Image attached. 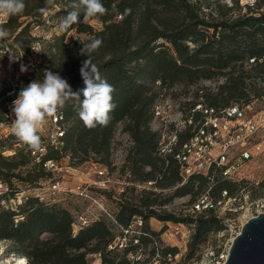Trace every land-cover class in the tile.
<instances>
[{"label": "trees", "instance_id": "trees-1", "mask_svg": "<svg viewBox=\"0 0 264 264\" xmlns=\"http://www.w3.org/2000/svg\"><path fill=\"white\" fill-rule=\"evenodd\" d=\"M102 2L108 9L107 14L93 17L101 23L100 27L83 22L81 13L80 22L71 28L85 33L86 37L77 36L66 41L63 34L54 36L42 60L37 63L36 71L27 72L14 85H0V122L7 120L3 113L4 105L15 100L27 84L42 79L44 70L58 73L67 80L72 91L80 92L85 87L80 70L88 60L87 55L81 54L82 43L99 38L102 44L90 55L89 64L114 87L112 95L115 107L109 114L108 124L87 128L78 115L79 101L69 100L57 111L62 115L58 125L63 129L57 144L51 143L47 136L42 138L39 133L41 144L45 146L39 161L34 160L32 149L27 145L12 156H3L0 151V179L8 184L9 176L15 175L8 171L25 165L29 160L39 166L38 175H41V170H46L49 178L51 173L44 168L43 162H59L63 152L78 162L89 160L92 155L100 156L98 163L109 166L115 126L123 122L122 129L128 133L132 144L122 167L127 168L134 181L156 179L159 189L173 188L174 192L166 198H159L156 191H146L147 195L140 200V205L118 198L116 206L119 210L115 217L118 225L127 226L133 215H139L142 219V233L137 239L139 243H129L128 246L125 243L120 251L115 250L116 247L108 249L115 234L105 218L93 220L73 231L74 218L71 212L57 202L47 203L29 196L18 206V210L0 207V239L10 240L14 251L29 258V264H94L87 259L88 253L99 254L100 264H132L127 254L137 252L141 244L153 245V237L158 235L148 223L152 216L160 220L194 223L188 253L191 257L198 245L206 241L210 232L223 228L222 221L212 212L200 213L195 218H178L167 212L160 214L154 205H163L171 196H182L190 192L195 194L194 182L200 183L201 187L205 182L216 181L210 191L215 197L219 196L222 189L233 194L238 187L236 182L220 176L209 179L202 174H193L180 185L182 177L178 165L171 157L157 154V132L150 128L149 123L153 116V104L161 91L175 85L190 86L200 79L225 77V81L216 86V91L203 93L202 88H198L195 93L196 98L204 97V101L213 106L258 94L259 66L252 64L246 69L244 64L250 57H258L264 52V10L248 11L245 16L209 22L192 0ZM25 3L26 8L22 14L8 18L0 25L9 31L7 39L12 38V43L28 51L34 39L27 32L28 24L22 25L20 18L41 15L43 12L40 9L45 7V0H25ZM73 3L74 0H66L67 6L56 14L64 17L72 10ZM262 5L264 0H256L254 8L259 9ZM12 43L5 40L0 43V50L5 44ZM249 78L255 81H247ZM249 89L255 91L250 96ZM80 98H84L82 92ZM4 138L0 137L1 140ZM35 178L26 179L35 181ZM155 248L152 247V253ZM160 251L163 255H174L177 249L164 246Z\"/></svg>", "mask_w": 264, "mask_h": 264}, {"label": "rangeland", "instance_id": "rangeland-1", "mask_svg": "<svg viewBox=\"0 0 264 264\" xmlns=\"http://www.w3.org/2000/svg\"><path fill=\"white\" fill-rule=\"evenodd\" d=\"M192 1L198 6L200 14L204 15L209 22L217 21L219 19L225 20L230 17L245 16L248 11L264 10V5L259 9L254 8L256 0ZM66 6V0H56L55 4L49 7L45 12L41 13V15L35 17L23 16L20 18L22 25L28 24L27 32L34 40L30 49L24 51L18 44L12 43V38L6 39V42L12 44H5V47L0 50V85H3L4 83L14 85L15 82L27 72L36 71L37 63L42 60V56L46 53L48 44L52 41L54 36L63 34L66 41L77 36L81 38L86 37L85 33L77 32L75 28L68 30H62L60 28V21L63 18V15L56 14V12ZM254 14H258V12H254ZM4 21L5 20H0V24ZM86 22L93 27L101 26V23L95 18H89ZM209 31L212 32V29ZM190 45L194 46L191 42ZM238 64L239 63H237V68L240 67ZM21 65H24L27 68V71L21 72ZM244 66V68L247 69V66L249 65H246L245 63ZM213 77L214 78L209 81L207 79H200L199 82L190 86L175 85L171 88L163 89L159 95H163L171 100L172 106L176 107L177 110L181 109L183 114H185L186 108L191 104L190 102L199 101L201 98L204 99V97L196 98L195 93L198 88H202L203 93H207L208 90L216 91V86L225 81V77L223 76ZM251 80L255 81L253 78L247 79V81ZM257 84H259V82H257ZM254 92V89H249V96ZM13 101L14 100L8 101V103L4 105V112L6 111L10 116L7 117L10 124H7V126H0L1 138H4L9 134L13 135H9L6 139L4 138V140L0 139V151H2V155L6 157L14 155L15 152L24 148L25 145L12 133L11 130L13 119L15 118L11 111ZM179 117L180 115L172 110L171 118L175 121H179ZM123 124V122H118L116 124L111 139V154L108 159L110 165H107V167L112 178H114V181L110 184V187L101 189L96 188V186H91L95 187L93 189L94 195L91 198L84 199L76 194L75 188H73L76 184L82 181H88L86 179H89V177L96 178L95 171L99 164L100 156L92 155L89 160L78 162L76 158L67 156L63 152V156L60 157L58 162L60 168L58 167L57 169L53 168L52 170H49L51 173V177L49 178L46 176V170V172L41 170L42 176L38 175L37 173H39L40 168L31 162V160L23 166L8 171L9 174L11 173L15 175L9 176L8 184L0 179V183L3 184L0 195H4L0 198V207L18 210V206L24 202L27 197L35 196L41 201L47 203L57 202L61 206L67 208L74 218L72 223L73 231L77 230H74V227L80 228L93 220L101 217L105 218L115 234V238L108 249L116 247L115 250H122L124 247L120 245L121 241H124L127 246L129 243H139L137 242V239L142 233L141 217L139 215L131 216L130 223L127 226H122V228L118 225L115 218L119 210L118 206H116L117 202H119L117 201L118 198L123 199L128 203H136L137 205H140V200L147 195L146 191L151 190L142 188L139 185L141 184V181L132 180L131 174H127V168L122 167L126 160L128 149L132 144L128 133L124 132L122 129ZM149 125L153 131L157 129V125L153 122V119L150 121ZM53 128L54 124L52 123V117L46 118V122L40 130L42 138L43 136L46 137ZM53 144H57V142ZM158 155L161 156L159 153ZM68 169L69 171H65ZM242 170L243 171H240V174L235 176L236 180H233L239 182L238 187L246 186L247 190L250 189V193L249 190L248 193L252 198L264 193V186L262 185L264 182V160H256L248 164L246 163ZM124 174L125 176L120 178ZM34 176L37 177L35 178ZM30 177L35 178V181L26 179ZM125 177L131 179L128 184L125 183L127 181ZM186 179L187 178L183 179V183L185 181L187 182L188 179ZM56 181H58L57 187L51 188L52 182ZM131 182H133V184ZM215 184L216 181H209L205 182L200 187V183L194 182L193 191L196 192L195 194L190 192L182 196H171V198L163 205L156 203L154 207L160 214L167 212L178 218H195L198 214L195 215L190 213V204L199 195L204 193L205 190L211 191V188L214 187ZM152 191L159 193V198H166L173 194L174 189H152ZM248 193L246 192L247 195H249ZM139 208L143 209L142 206H139ZM241 213L242 212H240L239 215L233 214L227 209L223 210V206L219 205V218H230L229 221H227L226 224L222 223L223 228L221 230L210 232L206 241L201 245H198L195 251H193L191 257L188 256V253L190 252L189 242L193 233L194 223L160 220L157 217L152 216L148 219V223L151 229L158 232V235L153 237L155 239L153 245L149 243L141 244L139 246L136 252V258L131 260L133 261L132 264H205V258L210 259L212 264H218V262L222 263L225 260L224 255L227 254L231 239L235 236L233 227L231 228L230 224L231 222L238 224L242 219ZM79 214L87 215L90 221L87 224L79 226L75 222ZM123 235L124 237H121ZM42 236H46V234H43ZM153 246L156 247L154 253H152ZM164 246L176 247L177 252L174 255H163L160 250ZM21 255L22 254L19 251H14L13 244L10 240L0 239V264H19V256ZM87 259L94 264H100L101 262L100 255L97 253H88ZM24 264H29V258L26 256Z\"/></svg>", "mask_w": 264, "mask_h": 264}, {"label": "built area", "instance_id": "built-area-1", "mask_svg": "<svg viewBox=\"0 0 264 264\" xmlns=\"http://www.w3.org/2000/svg\"><path fill=\"white\" fill-rule=\"evenodd\" d=\"M245 63L249 66L252 64L259 66V93L251 95L250 98H241L219 106L210 105L201 98L194 104H190L185 114L181 109L177 110L173 107L171 100L163 95L159 96L153 104L152 119L157 125V129L154 130L157 132V154L165 158L169 156L176 161L182 177L181 183L183 179L193 174H202L209 179L220 176L233 181L236 180L235 176L243 171L246 163L264 160V52L258 57H250ZM172 110L180 115L179 121L171 118ZM4 116L10 117L6 111ZM61 118L62 115L58 112L52 117L54 128L47 134L51 143L58 142V138L63 134L62 127L58 125ZM7 122H9L8 119ZM7 122H0V126L9 125L10 122ZM0 137H2L1 134ZM44 152L45 146L41 144L39 150H31V155L35 161H39ZM43 166L48 170L60 168L58 161L55 160H46ZM95 173L96 178L89 177L86 179L88 181L79 182L73 187L76 194L84 199L91 198L95 188L91 186L106 189L114 181L108 167L104 164L99 163ZM127 174H129L128 171ZM124 176L125 174L120 178ZM125 178L127 180L125 183L128 184L131 179ZM233 182L239 185L238 181ZM57 183L58 181L52 182L51 188H56ZM140 183L142 188L159 189L156 186V179L144 180ZM2 187L3 184L0 183V193ZM246 188V186L237 187L234 195L227 189H222L218 197L211 195L210 190H206L190 204V213L196 215L212 212L222 220L223 224H226L230 218H219V205L223 206V210L227 209L236 215L242 212L240 222L230 224L236 235L248 218L264 212V193L252 198L249 194L250 189L248 193ZM89 221L85 214H79L75 220L79 226ZM78 228L74 227V230ZM120 245L124 247L125 242L121 241ZM127 258L130 261L134 260L136 252H129ZM218 264L221 263L218 262Z\"/></svg>", "mask_w": 264, "mask_h": 264}, {"label": "clouds", "instance_id": "clouds-1", "mask_svg": "<svg viewBox=\"0 0 264 264\" xmlns=\"http://www.w3.org/2000/svg\"><path fill=\"white\" fill-rule=\"evenodd\" d=\"M55 0H45V12L48 7L53 6ZM25 0H0V20H6L12 16H18L25 11ZM108 9L102 0H74L72 10L60 21V28L67 30L73 24L79 23V16L83 13V22L89 18L103 16ZM9 36V32L0 25V43H3ZM102 40L93 38L82 43L81 54L88 56L81 68V76L85 87L80 92H74L66 79L58 73L44 70L43 78L36 79L23 87L17 98L12 102L11 111L14 114L12 133L25 145L33 150L41 147L40 130L46 122V118L53 117L58 109L63 108L69 100L75 99L80 103L79 118L87 128H94L98 125L106 126L110 119V112L114 109L113 92L114 87L102 79L95 67H90L89 57L98 50ZM27 71L21 65V72ZM205 264H212V261L205 258Z\"/></svg>", "mask_w": 264, "mask_h": 264}, {"label": "water", "instance_id": "water-1", "mask_svg": "<svg viewBox=\"0 0 264 264\" xmlns=\"http://www.w3.org/2000/svg\"><path fill=\"white\" fill-rule=\"evenodd\" d=\"M221 264H264V212L242 224Z\"/></svg>", "mask_w": 264, "mask_h": 264}, {"label": "bare ground", "instance_id": "bare-ground-1", "mask_svg": "<svg viewBox=\"0 0 264 264\" xmlns=\"http://www.w3.org/2000/svg\"><path fill=\"white\" fill-rule=\"evenodd\" d=\"M226 257V255H224V258ZM24 262H25V256H23V255H21V256H19V261H18V263L19 264H24Z\"/></svg>", "mask_w": 264, "mask_h": 264}]
</instances>
